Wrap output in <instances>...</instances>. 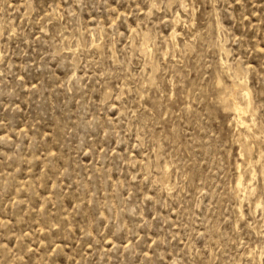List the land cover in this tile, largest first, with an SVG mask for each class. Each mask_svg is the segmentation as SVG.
Masks as SVG:
<instances>
[{
	"label": "rangeland",
	"instance_id": "obj_1",
	"mask_svg": "<svg viewBox=\"0 0 264 264\" xmlns=\"http://www.w3.org/2000/svg\"><path fill=\"white\" fill-rule=\"evenodd\" d=\"M0 264H264V0H0Z\"/></svg>",
	"mask_w": 264,
	"mask_h": 264
},
{
	"label": "bare ground",
	"instance_id": "obj_2",
	"mask_svg": "<svg viewBox=\"0 0 264 264\" xmlns=\"http://www.w3.org/2000/svg\"><path fill=\"white\" fill-rule=\"evenodd\" d=\"M175 32V31H174ZM174 35V34H173ZM237 73V72H236ZM236 76H238V75H236ZM233 78V77H232ZM239 80V79H238ZM237 86V85H236ZM240 87V86H239ZM245 90V89H244ZM246 93H247V96L249 95V90H247L246 91ZM229 97H230V95H228ZM231 99H232V97H230ZM251 103V102H250ZM250 103H247V104H250ZM251 105V104H250ZM249 108H250V106H249ZM248 107H244V106H242L238 101H236L235 99H232V109L236 112V114L238 115V119H240V121L243 119L242 118V115H244L245 114V112L247 111V109H249ZM249 113V112H248ZM253 114V113H252ZM244 117V116H243ZM252 118V117H251ZM235 119V118H234ZM251 120H253V119H251ZM247 122V121H246ZM244 124H245V122H243ZM250 123H252L251 121H250ZM237 124V123H236ZM238 125V124H237ZM250 125V124H249ZM243 126V125H242ZM246 126H247V124H246ZM252 126V125H251ZM240 127H241V125H240ZM243 127H245V126H243ZM250 129H251V127H250ZM251 131V130H250ZM253 133V132H252ZM254 134V133H253ZM252 134V135H253ZM239 135V134H238ZM255 135V134H254ZM253 135V136H254ZM247 136V135H246ZM240 138V137H239ZM246 138V137H245ZM258 138V137H257ZM259 139V138H258ZM257 139V140H258ZM245 141H247V139L245 140ZM249 142V141H248ZM247 148H249V147H247ZM260 152V151H259ZM262 152V151H261ZM260 154V153H259ZM260 155H262V154H260ZM261 157V156H260ZM258 159H259V157H258ZM250 160V159H249ZM254 162V161H253ZM256 162V161H255ZM247 163V162H246ZM250 163V162H249ZM261 163V162H260ZM248 164V163H247ZM254 166V165H253ZM248 167V166H247ZM254 170V169H253ZM252 170V171H253ZM255 171V170H254ZM250 174V173H249ZM251 174H252V172H251ZM239 175V174H238ZM253 175V174H252ZM251 175V176H252ZM241 176V175H240ZM242 177V176H241ZM244 178V177H243ZM245 178H246V176H245ZM250 178V177H249ZM242 180V179H241ZM240 181V180H239ZM247 181V180H246ZM240 183V182H239ZM245 184V183H244ZM247 184V183H246ZM245 184V185H246ZM239 186V185H238ZM249 186H251L250 184H249ZM249 188V187H248ZM251 189V188H250ZM249 190V189H248ZM247 190V191H248Z\"/></svg>",
	"mask_w": 264,
	"mask_h": 264
}]
</instances>
